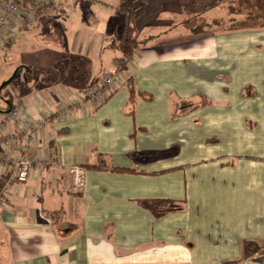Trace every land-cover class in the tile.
Instances as JSON below:
<instances>
[{"label": "crops", "instance_id": "1", "mask_svg": "<svg viewBox=\"0 0 264 264\" xmlns=\"http://www.w3.org/2000/svg\"><path fill=\"white\" fill-rule=\"evenodd\" d=\"M28 1V24L0 40V156L11 159L0 162V264H264V24L253 19L264 0L235 15V0H138L124 70L111 47L124 0ZM246 9L252 25L210 30ZM18 65L31 74L18 79ZM50 65L64 67L49 78ZM112 74L118 87L97 108L92 82ZM130 78L151 96L136 95L132 113ZM37 123L29 179L10 184L21 138L9 137Z\"/></svg>", "mask_w": 264, "mask_h": 264}, {"label": "built area", "instance_id": "2", "mask_svg": "<svg viewBox=\"0 0 264 264\" xmlns=\"http://www.w3.org/2000/svg\"><path fill=\"white\" fill-rule=\"evenodd\" d=\"M27 11L22 8L21 5L15 2V0H4L3 5L0 7V40L3 45H9L10 42L17 38V32L15 25L24 26ZM18 22V23H16ZM130 58H124L122 63L127 64ZM117 76L110 75L99 81L88 95L90 102L94 104L102 103L111 93L117 89ZM17 110H14L12 116L17 114ZM42 128L41 123L34 124L32 127L25 130L24 135L18 137V135H11L9 141L21 138V146L19 147L20 157L12 161L14 166L10 168L12 176L10 177V184L12 182H17L19 184H24L29 179V174L33 169V162L27 158L28 145L34 136ZM10 158L7 156H0V162L4 163L10 162ZM86 170L78 165L74 164L68 167V175L71 180L72 190L74 192L82 191L85 181ZM5 205V198L0 191V209Z\"/></svg>", "mask_w": 264, "mask_h": 264}, {"label": "trees", "instance_id": "3", "mask_svg": "<svg viewBox=\"0 0 264 264\" xmlns=\"http://www.w3.org/2000/svg\"><path fill=\"white\" fill-rule=\"evenodd\" d=\"M16 3H18L19 5H25L26 1H21V0H15ZM25 7V6H24ZM26 8V7H25ZM45 7H39L36 10L40 11L42 9H44ZM145 7L143 4H141L138 0H124L118 7V11L119 13H121L123 15V24L120 30V34L118 36V38L116 40H114L111 43V47L114 51H117L121 54V61H123L124 58H131L133 56V52L136 49L138 42L135 39V22L137 20V18L139 16H141L144 13ZM260 17L263 16H255L253 19H259ZM252 19V20H253ZM27 21L25 22V24H28V19H26ZM251 18H249L248 20H246L244 23H242L240 26L241 28H244L246 26H248L251 22L250 21ZM248 23V25H247ZM257 23V21H256ZM252 25V24H250ZM196 30L194 31V33H199L201 32V29L195 28ZM119 66H121V68L124 70L126 64H123L122 62L119 63ZM97 80L93 81L92 84H97ZM126 89L128 91V95H129V101L127 104V109L130 113L133 112L134 106H135V96L138 95V97L141 100H150L151 96L148 94H144V93H140V92H135L133 84H132V79L130 78L129 80H127V82L125 83ZM113 93H111L107 99L112 95ZM105 99L104 102L107 100ZM102 103H98L96 105V107L98 108ZM96 166H94L95 168ZM85 169V168H84ZM171 207L173 208V205H171ZM48 216V218L50 219V221L52 222L53 225H56L60 222L61 220V216H62V212L61 211H57V212H52V213H47L46 214Z\"/></svg>", "mask_w": 264, "mask_h": 264}, {"label": "rangeland", "instance_id": "4", "mask_svg": "<svg viewBox=\"0 0 264 264\" xmlns=\"http://www.w3.org/2000/svg\"><path fill=\"white\" fill-rule=\"evenodd\" d=\"M22 2L23 1H26V5H29L31 6L30 4H32L31 2H29L28 0H21ZM244 1H247V0H235V1H230L229 4H228V11L230 13V15H235L237 12H241L240 8H242L243 4H244ZM4 3V0H0V7L3 5ZM235 3V4H234ZM21 5V4H20ZM25 5H21L22 8L24 9H27L24 7ZM250 7V6H249ZM247 7V8H249ZM250 10V9H249ZM252 11V10H251ZM245 15L247 18H252L253 17V14L250 13L248 11V9H246V11H244ZM231 17V16H230ZM247 18H245V21L248 20ZM244 19H241V20H236L235 18H230L227 20V18L225 20H221L219 22H215L216 25L212 24V26L210 27V30H225V29H228V28H235V27H238L240 26L242 23L245 22ZM258 25L260 24H264V16L260 18V21L257 23ZM248 25V23H247ZM250 25V24H249ZM203 27V23L202 22H194L193 24H191L188 28H198V29H201ZM45 37V36H43ZM46 51V49H44ZM50 52H49V56H51V53L53 51V49L49 48L48 49ZM5 57L3 56L2 59H4ZM119 59V58H118ZM10 61H13L12 59ZM119 63L122 62L121 59L118 60ZM19 62V61H17ZM7 64L5 65V67L3 68V70L1 71V73L3 74L4 72H6V75H8V67L10 66L8 60L6 62ZM16 63V62H15ZM71 63V62H70ZM119 63H118V70H121V66H119ZM64 66H59V65H50L48 68L49 70L48 71H44V73L47 75V77L49 78H52L57 76V74L59 73V71H61L63 69ZM62 68V69H61ZM31 69V68H30ZM30 69H27L22 66V65H18V70H17V78L20 79V77L25 74V73H28V74H31V70ZM27 71V72H26ZM16 71H14L13 74H15ZM45 74L43 76H45ZM112 75H115V74H112ZM28 77V75H27ZM10 79L8 78L7 80H2L0 81V95L1 97H4L5 96V93L7 90L5 89H9L8 86H4V84L6 82H8ZM96 105V104H95Z\"/></svg>", "mask_w": 264, "mask_h": 264}, {"label": "water", "instance_id": "5", "mask_svg": "<svg viewBox=\"0 0 264 264\" xmlns=\"http://www.w3.org/2000/svg\"><path fill=\"white\" fill-rule=\"evenodd\" d=\"M9 82H10V80H9L8 82H6V83L4 84V86L7 85Z\"/></svg>", "mask_w": 264, "mask_h": 264}]
</instances>
